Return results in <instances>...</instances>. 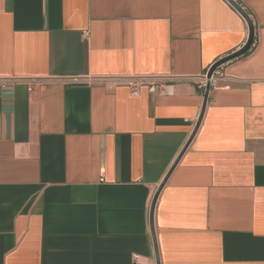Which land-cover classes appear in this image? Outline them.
<instances>
[{"label": "crops", "instance_id": "crops-1", "mask_svg": "<svg viewBox=\"0 0 264 264\" xmlns=\"http://www.w3.org/2000/svg\"><path fill=\"white\" fill-rule=\"evenodd\" d=\"M239 2L254 41L158 194L159 264H264V0ZM247 37L228 0H0V79L31 86L0 84V264H156L152 198L204 91L97 79L198 76Z\"/></svg>", "mask_w": 264, "mask_h": 264}, {"label": "built area", "instance_id": "built-area-1", "mask_svg": "<svg viewBox=\"0 0 264 264\" xmlns=\"http://www.w3.org/2000/svg\"><path fill=\"white\" fill-rule=\"evenodd\" d=\"M236 3H238L244 10V6L239 2V0H234ZM246 11V10H245ZM247 12V11H246ZM248 13V12H247ZM249 14V13H248ZM250 16V15H249ZM84 37H87L88 31H84ZM223 65V64H222ZM222 65H220L218 68H220ZM218 68L213 72V74L208 78L207 72H204L203 74H200L198 76H178V75H172V76H123V77H114V78H99L98 81L102 83H113V84H124L126 85L131 94L133 95H139L140 90L142 87H146L149 92L151 93H168L171 91L172 86L177 82H185L189 80H193L196 82L198 87L204 91L207 82H210V85L212 82H214L220 73L218 72ZM24 81L28 85L29 91H31L30 81L24 78H1L0 84H8V83H17ZM89 81H94L92 78H89ZM132 264H153L148 263L144 261L140 254L133 253L132 254Z\"/></svg>", "mask_w": 264, "mask_h": 264}, {"label": "water", "instance_id": "water-1", "mask_svg": "<svg viewBox=\"0 0 264 264\" xmlns=\"http://www.w3.org/2000/svg\"><path fill=\"white\" fill-rule=\"evenodd\" d=\"M236 10H238V12H240V14L244 17V19L246 20L247 23V27H248V37L246 39V42L243 44V46L222 57L219 58L218 60H216L207 70V77L209 78L213 72L216 70V68H218L220 65L233 60L243 54H245L250 47L253 44L254 41V36H255V26L253 23V20L251 19V17L249 16V14L238 4L236 3L234 0H228ZM209 89H210V82H207V85L204 89V94H203V101H202V107H201V111L198 117V120L196 122L195 128L190 136V138L188 139V141L186 142V144L184 145V147L182 148V150L180 151V153L178 154L177 158L175 159V161L173 162L172 166L170 167V169L168 170L166 176L163 178V180L160 182L153 198H152V202H151V206H150V214H149V224H150V231H151V235H152V241H153V246H154V254H155V260H156V264H159V254H158V249H157V243H156V237H155V232H154V224H153V214H154V206H155V202L156 199L158 197V194L162 188V186L164 185V183L166 182V179L168 178V175L170 174L171 170L173 169V167L175 166V164L177 163L178 159L180 158L181 154L183 153V151L185 150V148L187 147L188 143L190 142L191 138L193 137L200 121L201 118L203 116L205 107H206V102H207V98H208V93H209Z\"/></svg>", "mask_w": 264, "mask_h": 264}]
</instances>
